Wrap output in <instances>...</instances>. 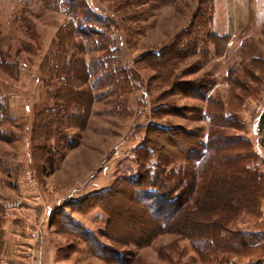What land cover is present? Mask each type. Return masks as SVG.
<instances>
[{"label":"rangeland","instance_id":"1","mask_svg":"<svg viewBox=\"0 0 264 264\" xmlns=\"http://www.w3.org/2000/svg\"><path fill=\"white\" fill-rule=\"evenodd\" d=\"M64 1L0 0V95L8 109L0 124V264H264V0H78L103 17L90 22L98 27L90 36ZM75 59L121 77L114 89L110 80L91 88L94 76L80 74ZM86 90L94 96L88 104ZM207 134L246 140L228 141V159L254 155L240 161L262 179L256 205L251 214L236 208L222 227L258 233L256 245L218 246L207 224L216 245L202 251L183 227L155 232L137 208L133 225L124 216L109 225L108 213L131 208L130 177L195 172L189 154ZM99 193L94 199L107 212L83 214L99 201H82ZM217 197L195 221L224 215ZM145 230L155 235L145 238ZM99 246L123 251V262Z\"/></svg>","mask_w":264,"mask_h":264},{"label":"trees","instance_id":"2","mask_svg":"<svg viewBox=\"0 0 264 264\" xmlns=\"http://www.w3.org/2000/svg\"><path fill=\"white\" fill-rule=\"evenodd\" d=\"M64 2L68 4L67 13L71 15V21H82L83 26H85V30H83L84 34L87 32L88 36H90V34H94L95 32H97L95 28L98 27L91 26L90 22L93 19L97 22H101L103 17H93L94 15L92 16V12L85 10L84 6L81 5L78 0H76V2L74 0H66ZM83 12H85L86 15H84ZM73 34L74 33L72 31L67 30L63 35L69 36H65V38H70L73 36ZM217 38L223 39V37ZM70 42L71 44L73 43V41ZM156 55L158 56L159 53H157ZM74 61H77L76 65L79 64L80 74H84V77H90V75L94 76V82L92 83L91 88L95 87L96 89H98L97 84L100 81L103 80V82H106L110 80V83H108V85H112L110 89H114V82H118L117 78L121 77L120 73L119 76H117L118 73L114 74L115 70H113V78L111 77L112 73H109L107 71L102 73V75H98L97 72L99 71V69L92 70L93 68L89 69L87 65L85 67L82 60L75 59ZM59 64H61V67L70 65L68 64V60L65 61V65L63 61H60ZM97 64L99 65V63ZM83 67H85L84 73L81 72L83 71ZM68 68L69 67H66V69ZM62 69L63 68H61L60 70ZM91 70L92 73L90 72ZM131 79H134L133 76L130 78V80ZM61 81H64V78L61 79ZM86 92L88 93L87 90ZM58 94L59 93L57 90L54 91L55 97L59 96ZM90 95L88 93L84 96V99L87 100V104L90 103L91 100L93 101L94 96ZM80 101V110L84 111V106L82 107L81 105L85 101ZM66 103H69V101L64 102V104ZM7 111L8 109L6 104V97L0 95V124L5 121ZM205 115L209 116V113L206 112ZM262 120L263 119L261 117L260 122ZM151 127L160 133H169V131H172V129H168L167 127H162L155 124H151ZM178 131H180V129H178ZM198 139L196 141V145L198 144L200 147L199 153L195 151V153L189 154L190 161L196 168L195 172L187 169V171L182 174L174 171H163L165 175L162 173L163 176L158 175V178L154 177V173H151V175L143 174L130 177L131 185H133V189L131 191L132 196L129 201L131 203V208L126 204L124 205L125 208L123 206L120 210L117 209L118 207L115 208V214L108 213L107 216L110 220L109 225L112 224L113 219L123 216L129 224L133 225V222H131V215L133 208H137L139 209V211H141L142 214L144 213L147 218L152 220V226H154L153 228H155V232L168 231V229H171V227H183V229L180 230L179 233L183 234L185 238L187 236L188 240L192 241L198 247V249L202 251L203 248H215L216 245L211 237L208 238V236H205L208 231L206 229L207 224L209 225V227H214L213 229L216 230L214 233H218V246L219 244L222 245L225 242L230 244L234 243V245H238L241 247H251L256 245L260 240V235H258V233H231L225 227H222L223 224H228L230 219H234L235 214L233 213V211H235L236 208H244L246 210H249L248 213L251 214L250 210L254 209V205H256L255 203L257 201L256 199H258L256 197V192H258V190L256 189V185H259L262 179L260 175L256 174L255 169L253 167H250L251 163H242L240 161L253 159L254 155L252 153L248 155L247 153L240 152L238 154L229 155V159L227 158L228 155H226V152L228 153L230 152L229 150L233 149L232 145L230 146V143L228 142L229 140L238 141L240 143H242L243 141L246 142V140L240 137L226 138L222 135L220 136L217 134H214V136L212 135L211 137L207 134L205 137V142L203 143ZM193 146L191 148H194ZM146 151L149 154L154 153V150L150 146L146 147ZM247 189L248 192L246 193L248 195L245 197L243 193L241 194V191ZM249 189L253 191L249 192ZM199 190V195L201 196L194 197V195L197 194V191ZM107 193H109V191ZM100 194L101 193L94 194L88 199L82 201V204H86L90 201H92L91 203H94L93 201H99V205L97 204L95 206H91L87 210H84L82 212L83 214H88L95 209H99L104 213L107 212V210L104 209V205L106 203H102L100 198L94 199V197H99ZM217 195H221L222 198H224V201L223 199H221L223 202L222 205L224 206L222 210L224 215L216 216L217 219L215 221H207L206 223L195 221L196 219L201 218L200 210L203 207L205 208L209 206L212 199L218 198ZM191 200H194L193 203L191 202ZM129 210L131 214L128 213ZM218 219H220V221ZM191 220V225H194V228H196L195 231L190 230L192 227L189 229L185 227L187 224L190 225L191 222L189 223V221ZM79 227L80 226L78 224L74 226V228ZM144 234L145 238H148V236L149 238H152L155 235V233H152L151 230H145ZM117 240L120 242H115V240L112 239L114 245L122 242V239L117 238ZM95 244L96 243H93L94 246H96ZM98 248L100 252H102V254L109 256L115 262H123V251L107 249L105 247L103 248V246H99Z\"/></svg>","mask_w":264,"mask_h":264},{"label":"crops","instance_id":"3","mask_svg":"<svg viewBox=\"0 0 264 264\" xmlns=\"http://www.w3.org/2000/svg\"><path fill=\"white\" fill-rule=\"evenodd\" d=\"M216 35H218V36H222V34H220V33H215ZM223 35H225V34H223Z\"/></svg>","mask_w":264,"mask_h":264}]
</instances>
